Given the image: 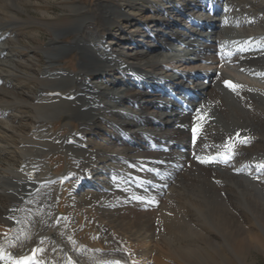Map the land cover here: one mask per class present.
I'll use <instances>...</instances> for the list:
<instances>
[{
    "label": "bare ground",
    "instance_id": "bare-ground-1",
    "mask_svg": "<svg viewBox=\"0 0 264 264\" xmlns=\"http://www.w3.org/2000/svg\"><path fill=\"white\" fill-rule=\"evenodd\" d=\"M118 1L122 4H118ZM11 5L15 9H22L24 2L0 0V42L5 41L0 45V93L3 95L0 99V117H6L17 109L18 104L31 100L35 112L41 118L34 126L37 135L46 129L44 119H51L56 112L69 118H79L81 129L75 134L70 133L58 140L43 137L40 141L50 147H64L76 159L77 166L72 165L68 174L71 176L70 181L77 178V188L72 191L76 204L91 205L101 217L103 208L100 210L95 204L106 203L110 215L106 214L107 223L101 226L106 231L117 225L121 235L128 234L130 237L142 231L143 240H146L153 231L159 230L162 236L159 243L166 248L164 253L169 250L177 256L172 254L173 257H167L170 253L165 255L155 249L141 251L136 244L127 248L126 239L118 233H110L107 243L102 241L101 247L90 250L80 235L75 239L76 233L71 235L70 228H65V223H70L76 214L73 208L67 212L66 219H61L54 226L58 213L56 190L49 184H43L39 191L33 192L40 181L57 176L53 171L48 176L40 172L44 164L41 157L49 151L45 147L40 155L28 148L29 154L41 156L36 160L27 157V153H13L19 168L15 169L13 175L0 172V264H16L22 254H25L24 258L29 257L26 251L28 248L31 250L34 244L39 245V259L32 260L30 264H37L39 260L43 264L68 263L63 257L65 249L78 256L80 264H112V260L128 259L127 252L134 264H195L197 255H202L204 251L206 253L209 247L207 243L215 250L221 242H225L244 251L247 238L244 239L246 231L243 225L248 218L247 211L250 210L264 225V203L258 199H264V169L258 165L251 166L257 160L264 161V94L251 89L242 79L236 81L235 91L227 89L223 80L230 76L217 70L204 73L172 70L169 71L171 75L163 77L167 64L160 58L163 52L167 54L174 50L177 52L173 55L175 57L185 55L183 59L188 57L192 60L188 55H194L195 59L226 62L236 68H245L247 72L264 75V0H152L145 5L146 11L153 15L152 20H139L138 24L132 25L137 26L134 30L137 32L135 40L149 35L152 43L146 44V49L139 46L136 54L129 51L132 43L122 42L121 38L113 35L116 30L115 18H121L126 7H135L136 0H102L89 13L84 11L86 4H72L76 21L68 30L76 32V38L62 47L60 39L68 31L58 32L51 39L52 45L57 48L45 56L51 67L45 68L44 73L49 77H45L46 81L51 80L52 83L41 85L40 92L29 100L13 88H6L7 79L21 73H17V68H21L18 64L17 68H13L3 60L9 59L10 55H6V51L14 45L7 38L10 34L7 22L15 14L10 9ZM211 9H215L217 14L212 15ZM223 11L225 15L218 16ZM128 20V23L133 24L132 19ZM206 23L215 27L209 37L203 31ZM193 25L199 31H192L190 28ZM160 33L162 41L177 38L180 46L168 42L163 47L157 41L160 40ZM207 39H210L209 42ZM74 48L82 49L79 71L71 73L56 69L61 55ZM103 72L118 73L130 82L111 93L106 92L102 85L87 82L93 75H103ZM20 76L23 78V75ZM204 78H208L210 84L207 85ZM184 87L196 92L197 97L190 98L192 110L182 109L169 96L170 88L184 95ZM55 91L60 93L49 95ZM71 93L74 94L73 98L69 97ZM107 96L125 106L122 112L125 119L120 120L123 116L121 111L111 110L110 102L105 99ZM204 104L215 115L218 114L221 121H214L205 115ZM102 115L114 117L112 135L117 136L112 141L105 139L103 153L100 148L97 151L90 150L94 142L87 138L93 133L97 135L103 128L105 122L97 120ZM6 119L8 123L13 122L8 120L9 117ZM193 125L201 130L195 145L190 139ZM135 128L139 131L132 134ZM77 132L83 134L81 139L76 137ZM141 134L146 141L172 146L169 153L157 152L166 157V164L162 166L166 174L152 177V184L124 180L125 175L143 173L137 161L156 155L151 148L138 143L137 138ZM122 135H128L129 142L122 141L119 138ZM243 135L250 137L248 141L257 140L255 148H245L244 154L240 152L245 147L240 140ZM70 137L77 138V143H66ZM85 142H88V148L84 149L81 144ZM176 144L186 145V152L182 154L176 149ZM230 151L234 152L232 157L229 156ZM114 152L126 155L127 160H132L135 165L118 162L111 156ZM213 154L221 156L217 163L202 162ZM103 157H108L107 162L116 160L118 166L111 169L123 171V175L107 173L106 182L100 181L108 186V192L93 184L99 173L95 164ZM173 161H177L176 167ZM31 170L36 172L35 178L31 176ZM62 176H58L57 180ZM86 179V186L90 185L96 192L79 197V191L86 187L81 186ZM139 196L149 203L143 209L137 206L140 204L137 202ZM208 231L213 234V238L218 239L216 242L205 236L209 235Z\"/></svg>",
    "mask_w": 264,
    "mask_h": 264
},
{
    "label": "rangeland",
    "instance_id": "rangeland-1",
    "mask_svg": "<svg viewBox=\"0 0 264 264\" xmlns=\"http://www.w3.org/2000/svg\"><path fill=\"white\" fill-rule=\"evenodd\" d=\"M101 1L102 0H23L24 5L22 9H15L11 5L10 9L14 10L15 14H13V17H11L10 20L8 19L7 25H8V31H10V34L7 38L11 39L9 41L12 43V45L13 44L14 45H13V48L11 47L10 50L6 51V55L8 56L10 55L9 59L6 58L3 60H5L6 61L5 63L13 68L14 67L17 68L16 64H18V66H20L21 68H17V73L18 74L20 72L21 73L19 74V76H11L10 79H7L6 88L10 90L13 88V90H16L19 94L25 95L26 97H28V100H29V99L34 98L36 94L40 92L41 85H45L49 83L51 84L52 83L51 80L46 81V78H49V77H46L44 73L45 68L49 66L51 67V65L49 64L48 58H46L45 56L49 53H52L57 48L53 46L51 42V39L56 37V33L68 31L67 34L65 36H62L61 37L62 39H60V41H62L61 47L66 46L67 45L66 42L68 43L73 42L74 39L76 38V32H73L72 29L68 30V27H70V25L74 24L76 21L75 15L72 12V4H79V5L80 3L86 4L84 11L89 13V12H93L96 6ZM151 1L152 0H136L135 7L134 6L126 7L125 10L123 11V16L121 18H117V19L115 18L114 28H116L117 31L115 30L113 35H116L118 36V38H121L123 40L122 42L128 41L132 43L129 48V51L132 54H136V52L139 51V46L140 48L142 47L143 49H146L145 47L147 46L146 44L152 43V41L150 40L151 38L149 39V35H146L147 36L146 38H143L142 36L141 38H138L139 40H135L137 38V32L134 30L137 26L136 27L132 26L136 23L138 24L139 20H142V21L152 20L153 15L149 14L145 9V5H147V3ZM118 4H122V3L118 1ZM9 12L7 14H9ZM224 15L225 13L223 11L218 16L223 17ZM128 19H132L133 24L131 22L128 23L129 21ZM122 26L124 28H122ZM142 28L143 27H141V29ZM197 28L198 27L196 25H193L190 29L192 31L194 30L199 31V29ZM204 28H203L204 33L205 32H207L208 34L212 33L211 30L207 28L204 29ZM62 29H65V30H62ZM119 29L121 30V32H124L123 35L120 34L121 32L119 31ZM183 29L185 31V27ZM161 36H162V33L158 35V39L160 38V40H157V41L159 42V44L163 45V47H166L168 42L174 45H177L173 43V40L167 39V40L162 41ZM148 41H151V42H148ZM3 43H5V41L0 42V45H2ZM177 46H180V43H178ZM163 53L164 54H161L162 56L160 59L162 62H166V64L168 65V70L166 69L163 73V76L165 77L171 75L170 72H172L173 69L174 71L175 70L181 71V72L185 71V72H190V73H193V72L196 73L197 71H201L204 73V72H210L211 70H217L218 73L221 72L223 73V75L227 74L234 78L242 79L243 81H245L246 83L250 85L251 89L260 90L264 94V77H263L264 75L260 77L259 79L257 78V79L251 80L249 78L250 77L249 72L248 73L244 72L246 71L245 68H242L241 70L240 67L238 69L236 67L229 65L226 62H215L212 60L208 62L209 60L199 59L198 57L195 59L194 55L192 56L188 55L190 58H193L192 60L187 59L188 57L186 59H183L185 55L184 56L181 55L177 57L173 56L177 53L174 50H170L169 52H167V54L166 52H163ZM81 55H82V49L80 48L71 49L70 51H67L65 55H61L62 59H60L61 60L60 62L56 63L55 68L56 69H59V67L62 69L65 68L66 70H63V71L77 73V71H79L80 66L82 65L83 57ZM171 55H172V58H171ZM169 68L171 70H169ZM20 75H23V78H21ZM91 78L92 79L90 80V82L92 84L102 85L104 87V90L108 93H111L112 91H118L122 89L120 87L122 86L124 87L126 83L130 82L127 79L124 80L122 77H120V74L118 73L108 74L107 72L105 73L103 72V75L102 73L101 75L100 73H98L96 75H93ZM115 79L117 81H115ZM154 83H157V82H154ZM158 84L159 83H157L156 85ZM1 96L3 95L0 93V99H1ZM9 99L12 100V98H9ZM105 99L110 102L111 110L117 109L121 111L120 112L121 116L123 115L122 112L125 111L124 105H122L119 101H115L110 96L105 97ZM17 106H18L17 109L14 110L13 113L5 115L7 118L9 117L8 120H11L13 122L8 123L6 117H0L1 118L0 119V126H1L0 128V172L13 175L15 172V169L19 168L17 165L19 164L18 161L15 160V158L13 159V157H15L16 155L15 153L19 155H23L27 153L26 155H28L29 154V152L27 151L28 148L31 150H34L35 153H38L37 155L42 154L43 149L47 148L49 150L48 153L44 156L42 155V157L41 156L36 157L35 154H31V153L27 156V157L31 156V158L33 157L35 158V160L38 159V157L43 158V162H44L43 168H42L43 170L41 169L40 171L42 175H50L51 170H53V172L56 171L55 173L58 172L59 174H62V173L67 172L69 169H71L70 168L71 165L73 164L75 165L76 160L73 157H71L72 154L69 153L70 151H68L64 147L59 148L58 145H56L55 147H50L49 144L46 145L45 142L41 143L40 141H42L41 139L43 137L45 138L53 137V139H56V140L58 137L60 138L64 137L62 136V134H60L59 130H62L63 133H67V134H70V132L73 130H80L81 122L79 118H76L75 116H70L69 118L62 113L56 112L55 114H53L54 116L51 117V119L50 118L44 119L46 120V125H47L46 129H48L47 132H46V129L41 130L40 134L37 135L35 133H38V131L36 130L35 127L39 119L41 120V118H40V115L36 113L37 112L36 109H34V107L32 106V101L29 100L26 103L24 104L21 103V104H18ZM203 109L204 111H207V109L210 110L209 107L205 104L203 105ZM210 112H211L210 113L211 119H213L214 121H221L218 114L215 115L213 110H210ZM255 112H258V111L256 110ZM123 116L120 118V120H123L126 118L125 116L124 117ZM97 120H100L102 122L104 121L105 124H103V128H101V131L98 132L99 135L98 134L96 135L95 133H93L94 137L92 136L90 137L91 139L89 138L90 140H92V142H94L89 149L90 150L92 149V151H97V149L100 148L99 150L100 152H102L103 146H105L106 144L105 139H108L109 141L110 140L112 141L114 139L113 137L115 135H112L115 129L114 117L113 116L106 117L102 115V116H99ZM2 126L5 128H3ZM13 129L16 131H14ZM3 131L5 132L3 133ZM138 131L139 129L135 128L134 133L132 134H137ZM6 134L9 137H7ZM34 134L39 136L38 138L40 139L39 141H37V139L34 137L35 136ZM42 134H44V136ZM3 136L5 138H3ZM13 137L15 138L12 139ZM15 139H17L16 142H14ZM141 139H144L142 134L138 135V138H137L138 143H142V141L141 142L139 141ZM9 141L12 142V144L9 143ZM143 141L145 142V140ZM256 145H257V142H252L249 144V147L255 148ZM106 159L108 160L107 157H103L101 158L102 161L101 160L100 161L108 165V162ZM98 162L99 161H97V163ZM67 176H70V175H67ZM100 177H102V175ZM74 188H75V183H72L68 185V187L65 189V192L63 193L64 194L63 201L60 203V210L64 212H66L68 208H71V209L74 208V210H76L77 215L74 216L73 222H74V225L77 226L79 230L80 238L82 237L84 242L87 245L91 243L95 246L101 247L102 241L106 243L109 240V237L111 236L110 233H114V234L118 233L119 235H121L120 234L121 231L119 227L116 225V227L108 230L106 234H102L104 236L102 237V241H100L101 238L97 239L95 236L96 233H101L102 231H105V229L104 230L103 228L101 229L100 226L102 225L105 226L106 225L105 223H107L106 222L107 215H110V213H108L109 207L104 202H97L95 204L98 209L101 210L103 208V212H102L103 214L100 217L91 205L89 204L82 205L79 203L74 204L73 201L75 199L74 197L72 198L73 194L71 196V191ZM82 190L79 192L80 193L79 197L82 195H86L88 193L96 192V190L90 186ZM139 197L140 199H138L137 202L140 204H137V206L138 208L143 209V207L147 206L149 203H147L146 199L141 198V196ZM258 199H260L261 202L264 203V199H261L259 197ZM71 209L68 211H71ZM250 212H251L250 210L247 211L248 218L246 221H244V225H243L244 226L243 228L246 231L245 233L246 235L244 234V239L247 238L245 240V243L246 242L247 243H246V248L243 249L244 251L239 250L237 247L235 248V246H232V244H230L229 246V244L227 245L225 242H221L220 246L217 247V250H215V248L211 247L210 244L207 243L209 247L206 248L207 250L206 253L204 251L202 255H197L196 259L198 262L196 261L195 264H264V225L261 224L262 222H260L259 219L255 215L251 214L252 212L251 213ZM207 234L209 235L205 234V236L209 238V240L212 239L215 242L218 240L216 238H213V234L210 231H208ZM105 235H108V236H105ZM121 237H123L124 240L126 239L125 242L127 241L128 247H130V245L132 246L136 244V247L140 249L141 251L147 250V249H155L158 253L163 252V254L165 255L170 253V255L168 254L167 257L177 256V254H175L172 251L171 253L169 252V250H167V253L165 250V253H164L163 250L166 248L162 246L161 243H159L160 241L159 238L162 237L159 230L157 232L153 231L149 239H146V240L144 239L145 241L143 240L142 231L135 232L130 237L128 236V234H122ZM172 254L174 255L172 256Z\"/></svg>",
    "mask_w": 264,
    "mask_h": 264
},
{
    "label": "snow or ice",
    "instance_id": "snow-or-ice-1",
    "mask_svg": "<svg viewBox=\"0 0 264 264\" xmlns=\"http://www.w3.org/2000/svg\"><path fill=\"white\" fill-rule=\"evenodd\" d=\"M226 83H229V86H230V87H233V88L236 87V85H233V84H231L230 82H226ZM245 142H246V141H245ZM198 159H199V158H198ZM202 162H204V163H208V162H210V161H208V160H204V161H202ZM34 256H35V252L33 253V257H25V258H23L22 260H18V261L16 262V264H30V262L34 259ZM37 264H38V262H37ZM115 264H120V262H119V261H116Z\"/></svg>",
    "mask_w": 264,
    "mask_h": 264
}]
</instances>
